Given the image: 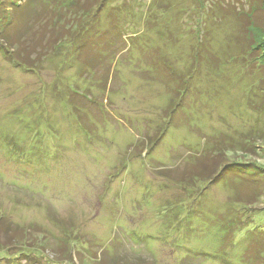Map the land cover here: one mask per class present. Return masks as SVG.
<instances>
[{
	"label": "rangeland",
	"instance_id": "1",
	"mask_svg": "<svg viewBox=\"0 0 264 264\" xmlns=\"http://www.w3.org/2000/svg\"><path fill=\"white\" fill-rule=\"evenodd\" d=\"M104 1L65 3L56 43L22 54L29 67L0 35V264H256L231 185L183 180L209 136L264 131L234 11ZM42 7L13 12L23 22L10 32ZM91 38L106 56L83 48ZM259 145L260 159L230 160L264 168Z\"/></svg>",
	"mask_w": 264,
	"mask_h": 264
},
{
	"label": "trees",
	"instance_id": "2",
	"mask_svg": "<svg viewBox=\"0 0 264 264\" xmlns=\"http://www.w3.org/2000/svg\"><path fill=\"white\" fill-rule=\"evenodd\" d=\"M23 1H25L24 5H20ZM105 1L107 2V0ZM229 1L234 0H198L201 5L200 12L207 11L206 15L212 20L214 18L219 20V17L210 16L208 14L209 9L213 10L216 8L212 11V15L220 12V8L224 11L226 9L225 15L231 13L230 10L234 11L235 20L240 25L239 37L247 44L248 48L245 51H248L247 56L252 59L249 61L247 58H242L243 66L248 67L251 72L258 73L260 76L256 87L249 92L248 109L250 112L264 116V0H237L238 2L244 1L243 4L246 6L245 9L244 6L240 10H237L235 6L231 7V2ZM50 3L54 7L43 0H0V5L2 6L0 8V35L5 43V48H2V50L5 54H8L10 50L14 54L13 58H15L16 64L24 67L31 66V63H33L31 58H29V55H22L23 53L36 52L40 47L50 48L51 43L54 40L57 41V34L62 33L60 32L59 21L67 16L63 11L61 12L65 7V3L74 5L77 11L81 9L79 0H50ZM84 3L83 5L87 8L89 0H85ZM35 4H42L43 7L36 15L31 13L29 15L31 17L26 16L24 21L27 25L26 28L24 26L25 29L22 33L13 34L10 32L12 28L20 25L21 21L23 22L20 16L18 14L15 16L13 12L17 13L19 9H23L26 12L30 8L34 9ZM7 5L12 10L10 14L9 12L7 13ZM70 5L65 9L66 11H70ZM104 6L105 3H102L99 7L100 10ZM43 14H45L44 19L42 18ZM260 16H263V20H260ZM4 20L7 23H2ZM115 28L118 29L119 35L121 30L118 24L114 25L111 33L116 32ZM200 32L202 35V31ZM41 33L43 34L40 35ZM38 34L41 38L37 39L36 35ZM56 41L54 42L56 43ZM85 42L83 43V48H90L96 53L95 55L98 53L103 54L107 51L105 46L102 49L98 48L99 42L95 41V39L91 38V40L89 39ZM110 45L108 44L107 46L110 47ZM113 47L116 48L117 46ZM41 51L42 49L39 52ZM124 51L125 49H121L120 52H115L117 55L114 58L118 55H123ZM39 55L41 54L39 53ZM103 55L106 56V54ZM13 58L9 56L8 60ZM105 61H107V58ZM165 68H168V74H170L169 72L174 73L167 63H165ZM239 133H242L241 136ZM236 135L239 136V139ZM224 136L223 138L221 136H218V138L213 136L206 138L204 146L209 145L210 147L207 150H203L201 157L197 161L198 165L187 173V176L184 175L183 177L185 178L183 180H188L191 183L207 181L210 185L223 183L231 185L233 190L232 203L244 209L238 219L240 222L238 225L245 231L241 238L249 248L247 253L253 254L256 264H264V211L257 212L253 209L264 199V168L256 162L248 164L244 162L247 158L260 159L259 153L263 147L259 144L264 141V131L261 132L260 129H257L250 131L248 134H245L244 131L237 132V134H224ZM231 154H241L243 157L241 159H244V163L230 160Z\"/></svg>",
	"mask_w": 264,
	"mask_h": 264
}]
</instances>
